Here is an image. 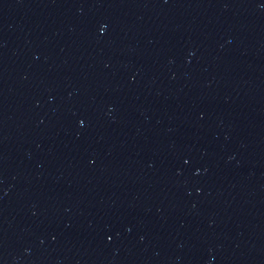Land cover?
<instances>
[{
	"label": "water",
	"instance_id": "water-1",
	"mask_svg": "<svg viewBox=\"0 0 264 264\" xmlns=\"http://www.w3.org/2000/svg\"><path fill=\"white\" fill-rule=\"evenodd\" d=\"M0 264H264V0H0Z\"/></svg>",
	"mask_w": 264,
	"mask_h": 264
}]
</instances>
